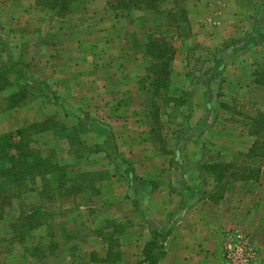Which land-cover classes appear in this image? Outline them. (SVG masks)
<instances>
[{
  "label": "crops",
  "instance_id": "crops-1",
  "mask_svg": "<svg viewBox=\"0 0 264 264\" xmlns=\"http://www.w3.org/2000/svg\"><path fill=\"white\" fill-rule=\"evenodd\" d=\"M256 1H252L251 8H246L235 0H193L189 12L195 27H192L193 37L204 39L205 45L213 43L211 45L220 47L207 60L213 64L220 62L221 67L235 66L237 61L220 49L224 42L242 47L243 42L239 44L231 36V33L240 35L239 27L231 22L218 32L211 31L224 24L226 18L249 14V25L253 23L255 35L261 27L258 23H264V10L260 11ZM5 4L8 7H4ZM15 17L13 3L0 0V47L22 46L23 51L15 48L17 52H13V56L11 52L10 56L13 62L28 64V69L19 77L16 63L9 65L14 79L5 78L0 94L7 95L9 102L24 90L29 93V80L33 79L32 73L38 76V69L47 80L42 81L40 92H33L39 95L42 112L33 110L30 98L11 103L6 111H0V119L5 113L9 114L7 122L1 125L30 128L46 123L44 119L39 120L46 117L44 113L50 110L49 106H54L55 99L50 95L62 102L66 92L73 95L79 92L84 96L76 97L77 104L73 106L63 102L58 117L50 121L51 127L37 130L41 135L52 131L53 140L65 144L63 150L53 145L59 150L60 171L48 170L42 174L51 175V186L55 182L58 191L73 189L75 212L62 220L58 228L64 238L42 257L41 264H139L144 258L146 243L152 240L159 244V249L154 251L158 256L155 264H230L225 259L228 249L225 241L229 235L237 233L250 238L249 248L264 264V167L243 168L236 154L241 152L237 144L242 142L244 134L250 140L249 151L257 144L256 136L244 130L243 137L239 135L236 120L220 117L229 112L230 102L215 101L224 95L233 101L241 92L240 86L236 91L230 90L232 86L226 78L238 77L232 74L237 72L234 68L232 72H206L197 76L188 70L189 58L183 59L171 46L166 73L170 91L166 105L172 113L166 127L158 121L160 114L153 119L143 114L145 107L133 100L134 92L132 100L125 97L131 93L127 85L108 88L107 84L118 77L108 62L97 66L93 58H78L73 61L72 69L64 64L57 75H52L57 77L58 92H54L51 81L54 77L48 74V69L55 72L50 59L52 43L33 40L26 33L18 43L12 36L3 35V27L7 29ZM213 19L220 21L219 25L210 24ZM1 53L2 48L0 56ZM2 74L1 71L0 76ZM129 75L123 74L127 79ZM71 77L83 80L82 84L78 82L84 87L82 91L71 92L65 86ZM216 77L224 80L219 90L213 86ZM20 78L25 79L21 82ZM78 83H73L75 88ZM158 89H152L154 94ZM181 90L186 94L184 97L181 94L178 100L179 96L175 95ZM99 92L105 96L101 98ZM152 109L162 110L159 106ZM156 121L159 122L157 130L153 128ZM209 142L222 150L219 156L208 154L205 145ZM253 153L251 157H257ZM74 180L76 185L69 190L68 183ZM227 230L230 234H225Z\"/></svg>",
  "mask_w": 264,
  "mask_h": 264
},
{
  "label": "rangeland",
  "instance_id": "rangeland-1",
  "mask_svg": "<svg viewBox=\"0 0 264 264\" xmlns=\"http://www.w3.org/2000/svg\"><path fill=\"white\" fill-rule=\"evenodd\" d=\"M7 1L13 3L17 17L13 18L10 25H7V29L3 27L5 30L3 35L12 36L18 43L20 38H24V33H26L33 40L41 39V42L52 43L50 59L51 67L55 69V72L53 69H48V74L50 77H54V80H51L54 84V89H52L54 92H58L57 77L52 75L53 73L57 75L58 70L64 64L65 67L72 69L73 61L78 60V58L79 60L93 58L94 61L97 60V66L108 62V65L113 69V74L118 76L107 84L108 88L113 86L115 89L127 85L131 89V93L125 97L132 100V93L134 92L133 100L136 103L143 104L145 107L143 114L149 119H153L160 114L158 121L162 122L163 126L169 123V114L172 113L170 106L166 105L167 95L170 91V80L166 75L168 66L165 68L164 64H162V62H166L165 59L155 57L156 49H154L153 53H148L149 48H147L146 43L148 38L159 44L157 45L158 49L161 47L160 45L165 43V46L169 48L168 56L171 55V46H173L174 53H179V56H183V59L189 58L188 70H192V73L197 76L206 72L211 74L220 71L227 72V70L232 72L231 70L234 68L237 72L232 74L238 77L226 76V78L230 80L229 84L232 86L231 88L229 86L230 90L236 91L238 86H240L241 92L235 95L233 101L229 96H223V94V97L217 98L215 101L218 100L220 102L222 100L223 102V100H228L230 102L229 112H224V115L220 117L229 118L232 121L236 120V130H240L239 135L243 137L241 132L244 130L256 136L257 144L249 151L250 140L246 137L247 134H244L242 142L237 144L241 147V152L236 153L237 162L242 163L243 168H248L251 165L259 169L264 167V118L259 116L264 114V83L262 81L264 78V75H262L264 73V23H258V27H260V24L261 27L254 35L253 23L249 25V14L239 15L236 18H226L224 24L221 25H219L220 21L217 22L216 19H213L212 23L209 22L212 25H216V23L219 25L216 30L211 31L212 33L218 32L219 28L229 27L233 22L236 23L235 27H239L237 31H240V35L237 33L238 36H235L234 33H231V36L238 43L242 41V47L239 45H226L224 42L222 49H220L223 54L232 56L237 62L234 67H225L224 65L221 67L220 64L222 63L213 64L210 60H207L211 59L213 51L218 50L217 48L220 47L211 45L213 43L205 45L204 39L193 37L192 21L189 19L193 0H160L155 10L144 11L115 7L119 5L117 0ZM235 1L246 8H251L253 0ZM256 2L260 6V11H263L264 0H257ZM4 7H8V4H5ZM262 20L264 21V14ZM251 36H253V39L250 38ZM235 40L233 39L234 42ZM5 47L6 49L0 47L2 48L0 72H3L2 76H0V85L3 86L6 82L5 78L14 79V71L9 68V65L16 63L19 77L25 75V69H28V64L25 65L23 61H19V58L17 59L19 62H13V52H17V50L19 52L23 51L24 48L22 46L20 47L18 44L11 49L7 45ZM205 48H208V51ZM11 52L12 56H10ZM76 64L78 65V63ZM38 71L40 74L38 73L36 77L32 73L33 79L29 80L31 89L29 93L24 90V92H20V94L11 98L9 102H7V95L0 94V111H6L11 103H20L24 99L30 98V106L33 105V110L42 112L39 95H34L33 92H40L42 81L47 80V78L41 75V69H38ZM140 71L141 73L138 75L137 72ZM127 73L134 77L129 75L130 78L127 79V77L123 76V74ZM24 79L20 78L19 81L23 82ZM68 80V85L64 83L61 84V87L65 85L67 88L69 87L71 92L84 89L78 83L82 84V79L71 77ZM214 80L215 84L213 86L217 87L218 90L223 88L221 87L223 79L216 77ZM127 81L129 84H127ZM74 82L78 83V86H76L78 88H75ZM155 87H159V89L154 94L152 89L154 90ZM60 92L65 93L62 89H60ZM99 94L101 93L99 92ZM181 94L184 97V94H186L185 90H181L175 95L179 96L178 100H181ZM104 96L102 95L101 98ZM50 97L55 99L54 106H49L50 110L44 113H47L46 117L39 120L40 122L44 119L46 123L37 124V127L11 128L8 126V128L5 125H1L9 119L8 112L0 119V137L11 133V139L5 141L7 143L10 141L15 143L14 148L10 150L12 155H14V159L10 162L4 159L6 157L2 153L4 151L1 145H3L4 140L0 142V165L8 167L14 165L12 172H16L19 175V171L22 170L20 168L22 162L20 155L22 152L19 146L15 145L19 143L21 135L24 136L27 147L32 153L31 158L27 161L29 170L32 169L28 176H24L23 179L18 181L10 177L11 181L9 180V182L0 178V183L10 196L8 203L2 205L0 264H41L42 257L49 254V251L54 249V246H58V243L64 238V234L61 235V231L58 228L63 222L62 220L72 217L75 213L72 200L73 189L68 192L56 190L55 182L51 186L53 182L51 175L39 173L36 170L39 168L35 169L31 164L34 161L38 162L39 157L44 158L43 156L47 158L46 160L49 163L59 164V150H56L53 145H58L63 150L62 147L65 144H57L53 140L55 138H52V131H50V134L41 135L37 130L46 126L51 127L50 121H53V117H58L57 113L62 104L73 106L77 104L78 98H83L84 96L82 97L79 92L76 95L66 92V95H64L65 101L62 99L64 103L61 100L59 101L56 96L50 95ZM197 97L199 98L200 96ZM152 106H159L162 110L157 111L152 109ZM206 120L210 119L206 118ZM158 121L154 124L155 127L153 126L154 129L156 128L155 130L159 127ZM205 148L208 154L212 156H219L222 151L212 142H209L208 145L206 144ZM70 149L72 151L73 147L70 146ZM251 152L257 154V157H251ZM49 170L53 171L55 169L51 168ZM56 179L58 178L56 177ZM262 179L264 180V175ZM74 182L75 180L68 183L69 190L70 186L75 184ZM32 211L39 212L31 216L30 213ZM39 225L41 226L39 227ZM225 234H230V231L227 230ZM244 239L247 242V246H251V240L247 236L236 238V244L242 245L245 241ZM161 246L163 247V245ZM231 247H234V245H231ZM256 257L258 259L255 262L252 261V264H262V258L258 255L255 256V259Z\"/></svg>",
  "mask_w": 264,
  "mask_h": 264
},
{
  "label": "trees",
  "instance_id": "trees-1",
  "mask_svg": "<svg viewBox=\"0 0 264 264\" xmlns=\"http://www.w3.org/2000/svg\"><path fill=\"white\" fill-rule=\"evenodd\" d=\"M119 5L115 6V7H122V8H132V9H138V10H155L158 7V3L160 0H117ZM159 44H157L154 40L149 39V42L147 43V48H149L148 53H153L154 49L157 50V52H155V57L158 59H165L166 60V64L164 62H162V64H164L163 66L166 68V66H168V61H169V56H168V52H169V48L165 46V43H163L162 45H160L161 47L158 49ZM171 53V52H170ZM264 75V73L262 74ZM263 83H264V78H263ZM164 85V84H163ZM261 117L264 118V114L259 115ZM37 124H35L33 127H36ZM20 133V132H19ZM12 136L11 133L5 134L2 137H0V142H2V140H4L3 145H1V148L3 149L4 152L3 155L4 159H7L8 161L12 162L14 159V155H12V153L10 152V150L12 148H14V144L13 142H9L7 143L5 140L11 139L10 137ZM15 146H19V149H21L22 154L21 156V166L20 168L22 169L21 171H19V175L12 172V167H15L14 165L11 166H3L0 165V178L6 179L9 182V178L11 177L12 179L15 180H20L23 179L24 176H28L31 172L32 169L29 170V165H28V159L31 158V151L29 150V148L27 147V142L24 139V136L21 135V139H19V143L16 144ZM18 157V156H17ZM16 162V161H15ZM31 166H34L35 169L39 171V173H45L46 171H48L49 169L53 168L55 170H53V172L60 171V168L62 166H59L57 163H49L45 158L39 157V161H34ZM35 170V171H36ZM58 175V174H56ZM11 181V180H10ZM5 188H3V185L0 183V219H1V212H2V205L4 203H8L9 200V193L5 192L4 190ZM8 197V199H7ZM39 211H32L30 214L31 216H34V214L38 213ZM30 216V215H29ZM159 249V244L157 243V241L152 240L149 241L148 243H146L144 249H143V260L140 261L139 264H155L157 262V258L158 256L154 254V251ZM160 251V250H159Z\"/></svg>",
  "mask_w": 264,
  "mask_h": 264
},
{
  "label": "built area",
  "instance_id": "built-area-1",
  "mask_svg": "<svg viewBox=\"0 0 264 264\" xmlns=\"http://www.w3.org/2000/svg\"><path fill=\"white\" fill-rule=\"evenodd\" d=\"M241 234L229 235L226 241V248H228L225 253V258L228 263L231 264H248L255 259L254 252L251 251L249 246H247L246 240L242 245L236 244V238H241ZM249 243V242H248ZM234 245V247H231ZM252 263V262H251Z\"/></svg>",
  "mask_w": 264,
  "mask_h": 264
}]
</instances>
